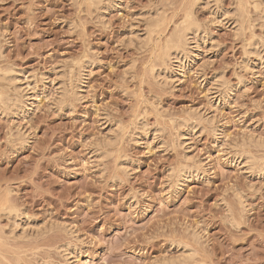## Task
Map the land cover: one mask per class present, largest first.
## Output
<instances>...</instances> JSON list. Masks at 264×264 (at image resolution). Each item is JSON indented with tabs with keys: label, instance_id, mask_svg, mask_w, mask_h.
I'll return each mask as SVG.
<instances>
[{
	"label": "rangeland",
	"instance_id": "1",
	"mask_svg": "<svg viewBox=\"0 0 264 264\" xmlns=\"http://www.w3.org/2000/svg\"><path fill=\"white\" fill-rule=\"evenodd\" d=\"M0 75V264H264V0H0Z\"/></svg>",
	"mask_w": 264,
	"mask_h": 264
},
{
	"label": "bare ground",
	"instance_id": "2",
	"mask_svg": "<svg viewBox=\"0 0 264 264\" xmlns=\"http://www.w3.org/2000/svg\"><path fill=\"white\" fill-rule=\"evenodd\" d=\"M98 4H100V3H98ZM190 17H192V16H190ZM193 18V17H192ZM190 19L191 18H189L188 16H187V21H188V23H189V26H187L186 27V29H185V27L183 28L182 26H184L183 24H182V30L180 31L179 30V32L177 33V34H179V35H176V36H178L176 39L175 38H173V39H171L172 41L170 42L169 40V38L166 40V43L164 44V50H163V52L165 53V55H167L166 57H169V58H172V56H174L173 54H174V52H175V54L177 55V56H174V57H177L179 60H180V58H179V56H178V54L180 55V52H182L183 50H185V51H187L186 49H185V46H186V44L189 42V40L187 41V39H190L189 37H188V35H190V32L189 31H193V29L192 28H194V27H192L193 25H192V22L193 23H195V20L194 21H192V22H190ZM186 20V19H185ZM191 20H193V19H191ZM187 21H185V22H187ZM184 23V22H183ZM197 23V22H196ZM186 25H187V23H186ZM196 25V24H195ZM194 25V26H195ZM196 26H198L199 27V24L198 25H196ZM181 27L179 26V28L181 29ZM197 27V28H198ZM178 28V29H179ZM195 29V31L196 30H198V29ZM185 29V30H184ZM194 31V32H195ZM194 34V33H193ZM174 37H176L175 35H173ZM188 37V38H187ZM175 39V40H174ZM169 42V43H168ZM187 42V43H186ZM166 45V46H165ZM187 45H189V43L187 44ZM252 45V44H251ZM256 45V44H255ZM162 47V46H161ZM163 49V48H162ZM251 50V49H250ZM253 50L255 51V48L253 47ZM253 51V52H254ZM258 51V50H257ZM257 51H255L256 53H258ZM260 51V50H259ZM250 52H252V51H250ZM183 53V52H182ZM186 54V53H185ZM259 54H260V52H259ZM258 56V55H257ZM173 57V60L175 59ZM168 58V59H169ZM167 59V60H168ZM177 59V60H178ZM261 59H262V57H261ZM171 60V59H170ZM1 76V75H0ZM10 77H8L9 79L7 80V81H10V79H11V81L13 80L14 81V79H16V78H14V77H12L11 75H9ZM3 78H6L5 76L3 77ZM7 79V78H6ZM218 79H220V78H218ZM217 80V79H216ZM16 81V80H15ZM216 82V81H215ZM223 82V81H222ZM217 83H221V81L219 82H217ZM16 84V83H15ZM222 85V84H221ZM17 87V86H16ZM16 87H14V88H16ZM18 89H20V87L18 88ZM18 92V91H17ZM63 92V91H62ZM61 92V93H62ZM58 95H57V98H56V102L58 103V106H59V104H62V102H65V101H63V93H62V95H60V92L59 93H57ZM18 97H19V95H17ZM64 96H65V94H64ZM15 98H16V96H15ZM13 98V102H15V100H18L19 99V101L21 100L20 98ZM54 98V97H53ZM17 102V101H16ZM21 102H22V100H21ZM54 102V101H53ZM18 103V102H17ZM23 103V102H22ZM14 104V103H13ZM16 104V103H15ZM14 104V105H15ZM16 106H19V105H16ZM22 106V105H21ZM61 106V105H60ZM14 107V106H13ZM18 109V108H17ZM188 123V122H187ZM140 127H141V125H139ZM142 127H143V125H142ZM138 128V127H137ZM142 129V128H141ZM139 130V129H138ZM112 136V135H111ZM246 139H244L243 140V143L244 142H246V141H248V142H252L253 140H252V138L251 137H245ZM111 139V138H110ZM110 139H105L106 141L105 142H102V145H104L103 143H106V142H111L112 141V139H111V141H110ZM104 141V140H103ZM256 140H254L253 142L254 143H257L258 142V140L255 142ZM113 143V142H112ZM245 144V143H244ZM101 145V144H100ZM105 145H109V144H105ZM242 158H244V160H245V162H247V163H254V160H253V157L250 155V154H244V155H240ZM246 163V164H247ZM184 166V165H183ZM250 166V165H249ZM193 168H195V167H189V166H184V167H182L181 166V168H179V170H178V173L176 174V176H177V178H180V176L181 175H183V173H185V174H187L186 172H188L189 170H191V172H192V170H194ZM190 172V171H189ZM186 255V254H185ZM187 258H189V257H191V256H189V255H187L186 256ZM185 258V257H184Z\"/></svg>",
	"mask_w": 264,
	"mask_h": 264
}]
</instances>
